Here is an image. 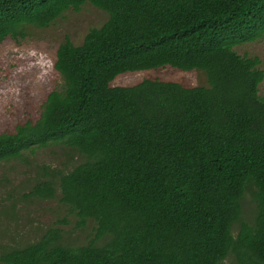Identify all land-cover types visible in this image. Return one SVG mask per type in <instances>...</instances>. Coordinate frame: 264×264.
Masks as SVG:
<instances>
[{"label":"trees","instance_id":"trees-1","mask_svg":"<svg viewBox=\"0 0 264 264\" xmlns=\"http://www.w3.org/2000/svg\"><path fill=\"white\" fill-rule=\"evenodd\" d=\"M86 4L108 21L59 47L62 89L36 122L0 134V161L52 143L78 152L68 172L43 168L30 194L59 198L79 227L95 222V238L67 245L49 228L1 247L0 264H264V71L235 50L264 35V0H0V44ZM167 66L202 71L208 86H112Z\"/></svg>","mask_w":264,"mask_h":264},{"label":"rangeland","instance_id":"rangeland-1","mask_svg":"<svg viewBox=\"0 0 264 264\" xmlns=\"http://www.w3.org/2000/svg\"><path fill=\"white\" fill-rule=\"evenodd\" d=\"M108 19L105 11L86 4L79 12H66L49 28L29 27L26 38L9 37L0 44V134L14 132L18 125L40 118L48 95L63 87L62 77L54 68L59 47L67 38L81 45L92 28L102 27ZM235 50L240 55L258 57L264 71V35ZM145 79L177 82L186 87L208 86L204 72L170 66L120 75L112 86H134ZM259 89L264 96V81ZM83 161L78 152L57 143L26 153L20 160L0 161V249L34 243L55 227L65 231L64 244L82 245L94 240L95 222L79 227L77 217L59 198L46 200L30 194L38 180L45 178L43 168L68 172ZM254 211L255 203L247 192L244 219L250 221ZM237 231L236 224L235 235ZM222 264L236 263L229 256Z\"/></svg>","mask_w":264,"mask_h":264}]
</instances>
